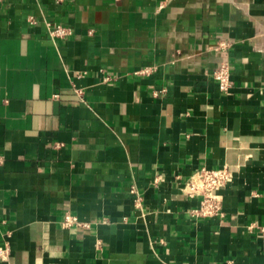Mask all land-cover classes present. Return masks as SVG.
Listing matches in <instances>:
<instances>
[{
	"label": "crops",
	"instance_id": "obj_1",
	"mask_svg": "<svg viewBox=\"0 0 264 264\" xmlns=\"http://www.w3.org/2000/svg\"><path fill=\"white\" fill-rule=\"evenodd\" d=\"M0 158V264H264V0H3Z\"/></svg>",
	"mask_w": 264,
	"mask_h": 264
},
{
	"label": "built area",
	"instance_id": "obj_2",
	"mask_svg": "<svg viewBox=\"0 0 264 264\" xmlns=\"http://www.w3.org/2000/svg\"><path fill=\"white\" fill-rule=\"evenodd\" d=\"M3 0H0L2 2ZM45 26L49 31L52 39H67L73 35V31L69 27L62 25H54L49 21L45 22ZM221 47H224L222 45ZM136 75L148 74L147 70L139 71ZM82 77V74H78ZM213 79L217 82L220 91L228 93L233 88V81L231 79L230 67L227 62H221L213 71ZM112 77L104 76V82H111ZM166 89L155 91L154 96L160 97L166 93ZM55 98L58 95L54 96ZM2 158H0V163ZM232 179V173L229 168L223 167L220 169H209L206 167L200 168L194 175H192L184 185V193L189 198H200V205L197 209L191 211L193 218H224L223 199L220 194L221 190L225 188ZM136 189H131V194L135 195ZM136 202H140L137 198ZM79 226H87L81 223L78 218L70 213L64 215L62 220V227L69 229ZM11 256V247L7 239L0 242V263L7 261Z\"/></svg>",
	"mask_w": 264,
	"mask_h": 264
}]
</instances>
